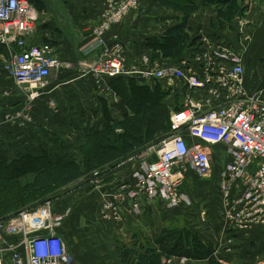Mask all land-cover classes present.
Returning <instances> with one entry per match:
<instances>
[{
  "label": "built area",
  "instance_id": "obj_1",
  "mask_svg": "<svg viewBox=\"0 0 264 264\" xmlns=\"http://www.w3.org/2000/svg\"><path fill=\"white\" fill-rule=\"evenodd\" d=\"M140 2L104 0L101 19L92 30L95 41L86 50V56L93 57L78 63L79 75L91 77L102 95L113 91L110 81L121 75H133L146 83L158 80L167 89L184 87L186 91L181 109L171 113L169 131L150 145L148 155L134 154L114 163L116 169L131 166L128 177L116 180V189H102L113 170L111 165L84 177L83 182L101 193L100 217L105 222L121 223L125 211L140 213L143 197L162 201L169 212L180 209L189 199L184 194L189 175L211 178L215 160L223 157V150L227 161L219 167L217 186L225 224L236 229L263 225V92L247 88L243 59L221 46L199 58L209 61L199 69L185 63H157L149 56L141 60L142 67L128 68L126 45L114 28L131 16ZM38 20V10L31 0H0V43L10 53L4 70L24 89L28 99L6 120L21 126L34 121L32 108L40 98L46 96L48 106L56 109V100L46 92L51 75L71 65L62 61L50 41L39 45L29 42ZM67 214L55 215L52 199L48 198L1 217L0 264H73L69 246L59 232ZM175 259L169 258L166 263ZM180 261L187 263L189 259L181 257Z\"/></svg>",
  "mask_w": 264,
  "mask_h": 264
},
{
  "label": "crops",
  "instance_id": "obj_2",
  "mask_svg": "<svg viewBox=\"0 0 264 264\" xmlns=\"http://www.w3.org/2000/svg\"><path fill=\"white\" fill-rule=\"evenodd\" d=\"M33 2L38 9L39 20L37 30L29 38V42L39 45L51 40L62 61L71 65L64 66L51 75V84L46 92L56 100V109L48 106L45 96L34 103L32 123L25 126L9 123L6 120L7 115L22 108L28 99L24 89L4 70L10 53L0 43V162L12 161L26 155L41 156L44 151H49L54 161L66 154L81 158L80 147L85 144L93 127L97 128L102 116V112L97 110V96L102 94L91 77L79 75L78 63L87 57H93L92 54L86 56V50L95 41L92 30L101 19L104 0ZM238 4L240 11L234 23L221 24L223 20L219 17L215 4L198 3V10L188 18L189 33L197 41L176 64L185 63L199 69L206 63L209 64L208 60H199L203 54L211 53L212 49L219 46L232 49L243 59L247 88L252 92L262 91L264 97V0H238ZM163 9L167 11L164 13ZM170 9L161 0H141L139 8L124 22L115 26L114 32L120 34L126 45L128 68L142 67L141 60L145 56H151L147 46L148 38L161 36L166 28L182 20L184 14L180 8ZM154 62L171 63L169 60ZM138 80L146 85L143 80ZM181 89L185 88L177 90ZM177 90H173V93ZM107 94L112 97L116 93L113 90ZM95 121V126L90 124ZM221 154L225 156L223 161L226 162L223 150ZM223 164L222 162L219 166ZM113 165L114 163L111 164L113 170L106 177L107 184L102 188L106 192L116 189V180L130 175V165L118 169ZM83 179L84 177L65 186L64 188L71 185L76 187H73L74 190H66L67 193L52 206L57 216L68 213L59 232L69 246L73 264H136L133 253L127 249H139L145 238L138 236L136 240L139 245L135 246L133 233L131 234L132 225L148 215L156 220L154 234L166 227H158L160 218H164L170 227L173 226V211L169 212L162 201H151L145 197L141 199L139 214L126 209L123 222H105L100 217L101 193L92 188L90 183L82 184ZM195 179L198 180V177L193 176L188 180L185 188L190 187L192 190L194 187H201L202 192L206 189L209 191L208 194H203L205 207L202 216H193L194 210L190 211L182 205L180 216L174 218L176 223L183 225L182 223L194 221L205 240L214 246L213 256L223 264H264V224L251 229H236L226 225L220 212L218 178L213 184L214 192L209 184L206 186L199 182L201 185L197 186ZM206 179L212 185V179ZM74 191L79 198L71 197ZM197 192L194 191L193 196ZM130 204L128 201L127 207L130 208ZM122 247H125L124 250ZM205 263L194 260L181 263L176 258L171 264Z\"/></svg>",
  "mask_w": 264,
  "mask_h": 264
},
{
  "label": "trees",
  "instance_id": "obj_3",
  "mask_svg": "<svg viewBox=\"0 0 264 264\" xmlns=\"http://www.w3.org/2000/svg\"><path fill=\"white\" fill-rule=\"evenodd\" d=\"M31 2L36 7L33 0ZM161 2L172 9L180 8L184 14L179 23L166 28L161 36L147 39L150 58L153 61L169 60L171 63L168 64H176L197 41L189 33L188 18L198 10V3L215 4L223 20L221 24H233L240 11L238 0ZM47 41L53 44L51 40ZM110 84L127 111L123 112V119L115 121L107 101L101 98L107 122L89 133L85 144L80 147L81 158L66 154L54 161L49 151H44L41 156L26 155L0 162V218L38 205L50 198V192L90 175L95 169L142 153L145 148L157 143L169 131L172 110L181 109V99L186 91L181 89L173 93V90L162 89V84L155 87L143 85L133 75L117 76L111 79ZM118 129L122 131L118 132ZM136 238L134 236L133 244L138 246ZM145 239L139 249H127L133 253L136 264H165L166 259L172 257L223 264L213 256L214 246L205 240L197 226H166ZM122 248L124 250L125 247Z\"/></svg>",
  "mask_w": 264,
  "mask_h": 264
},
{
  "label": "rangeland",
  "instance_id": "obj_4",
  "mask_svg": "<svg viewBox=\"0 0 264 264\" xmlns=\"http://www.w3.org/2000/svg\"><path fill=\"white\" fill-rule=\"evenodd\" d=\"M169 8H171V7H169ZM165 11H167V10L163 9L164 13H165ZM145 84H147L148 86H154V87L156 86V84H158L160 86L162 84V89L165 88V90H167V88L163 85V82H160L158 80H149ZM170 90H172V89H170ZM106 96H108V97H106ZM97 97H98L97 99L99 101V107H98L97 110L102 112L101 113V115H102L101 116V120L98 122L97 128H99V126L101 127L102 125H104L107 122L106 119H105V116H104V110L106 108H105L104 104L101 102V100H100L101 98H104L107 101V105H108V108L110 110L111 116L113 117V120L118 121V120L123 119V117H124L123 112L125 113V111H127V108H125L124 104L122 103V99H121L120 96L117 95V98H115L114 96L111 97L109 95H101V96H97ZM97 121H95L94 123H90V124L95 126L97 124ZM93 129H94V127H93ZM149 147L150 146L145 148L142 153H139V155H141V154L148 155V153L150 152L149 151ZM223 158H225V156L221 158L222 161H220L218 159L215 160V167L213 169V174H212V177H211V179H212L211 184L212 185H210V182H209L208 179H201L200 177H198V180L195 179L196 180L195 184H197V186L201 185L200 184L201 182H202V184H204L206 186L209 184V186H211L212 192H214L213 191V188H214L213 184H215V182H216V180L218 178V168L220 167L219 165H221L222 162L226 163V162L223 161ZM191 178H193L192 174L189 175L188 180H191ZM84 182L82 184H84ZM85 183L88 184L87 182H85ZM73 187L75 188L76 186L75 185H71V186L66 187V188L62 187L65 192L63 191L62 188L57 189L55 192L54 191L50 192L49 193V195H50L49 199L53 198L52 199V206H53L54 203H56L57 199L62 198V195L67 193L66 190H74ZM61 190L63 191L62 193H60ZM194 191H198L195 196H193V194H192V193H194ZM208 192L209 191L207 189L202 192V188L201 187H194L192 190H191L190 187L189 188H187V187L185 188L184 187V194H186L189 199H188V201L186 203H184L183 208H189L190 211L194 210L192 215L197 217V218H201L202 210L205 207V205H204L205 199L203 197L204 196L203 194H208ZM71 197L79 198V197H77V194H75V191L73 192ZM52 211H53V208H52ZM164 212H165V210H164ZM180 213H174L173 212V225L180 224V223H176V221L174 219V218H176V216H180ZM55 215H57V214H55ZM152 218H154V217L152 216ZM152 218H150L148 215H146L143 220H141L139 222H136L134 225H132V228H131V234L133 233L132 240H134V236H136V237L142 236L143 238H151L152 237V234H154L153 232H154V229H155L153 227L156 226V220L155 219L152 220ZM160 219H161V222H160L158 227H161V226L164 227V226H169L170 225L168 222L165 221L164 218H160ZM194 223H195L194 221H190L189 223H182V224L183 225L187 224L189 227H192V226H195L196 223L195 224Z\"/></svg>",
  "mask_w": 264,
  "mask_h": 264
},
{
  "label": "water",
  "instance_id": "obj_5",
  "mask_svg": "<svg viewBox=\"0 0 264 264\" xmlns=\"http://www.w3.org/2000/svg\"><path fill=\"white\" fill-rule=\"evenodd\" d=\"M179 210H180L179 208H175V209L173 210V212H174V213H179Z\"/></svg>",
  "mask_w": 264,
  "mask_h": 264
}]
</instances>
